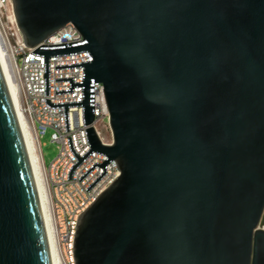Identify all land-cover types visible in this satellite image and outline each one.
Instances as JSON below:
<instances>
[{
  "label": "water",
  "instance_id": "1",
  "mask_svg": "<svg viewBox=\"0 0 264 264\" xmlns=\"http://www.w3.org/2000/svg\"><path fill=\"white\" fill-rule=\"evenodd\" d=\"M28 47L72 22L84 39L42 44L50 57L89 50L83 105L91 147L120 174L83 212L76 264H264V0H12ZM94 82L112 142L100 138ZM0 264H52L41 200L0 63Z\"/></svg>",
  "mask_w": 264,
  "mask_h": 264
},
{
  "label": "built area",
  "instance_id": "2",
  "mask_svg": "<svg viewBox=\"0 0 264 264\" xmlns=\"http://www.w3.org/2000/svg\"><path fill=\"white\" fill-rule=\"evenodd\" d=\"M13 12L12 0H0V22L7 11ZM12 31L3 30L0 23V36L8 56L11 70L19 90V99L27 127L32 138L38 144L41 164L46 184L47 204L52 223L58 258L61 264H76L75 239L81 215L119 176L120 171L115 160L107 164V173L88 191L86 188L104 171L96 165L82 180L80 177L95 163H103L108 156L93 151L74 171L73 178H68L72 165L78 160L72 152L68 137L72 135L74 148L82 156L91 145L87 141L84 125L83 105L68 106L70 130L66 131L64 107H50L45 98L51 102L83 100V86H74V92L56 93V90L70 89V80L56 81L58 77L73 76L74 81H82L84 66L59 68L58 64L78 63L93 60L89 50L76 54L50 57V95L45 94V56L32 53L42 44L70 43L84 39L83 34L72 22L47 37L36 47H28L12 16ZM95 121L100 138L105 143L104 129H109L104 86L94 82ZM52 129V139L59 144L60 151L47 166L44 162L41 137L46 130Z\"/></svg>",
  "mask_w": 264,
  "mask_h": 264
},
{
  "label": "bare ground",
  "instance_id": "3",
  "mask_svg": "<svg viewBox=\"0 0 264 264\" xmlns=\"http://www.w3.org/2000/svg\"><path fill=\"white\" fill-rule=\"evenodd\" d=\"M0 63L3 68L6 81L9 87V91L13 99L14 106H15V109H16V112L19 118L25 144H26L27 151L30 157L34 176L37 182V188H38V192H39V196L41 200L43 216H44L47 236L49 240L52 264H61L58 258L57 250H56L54 233H53L52 223L50 219L48 204H47L46 184L44 181L43 166L40 162L41 157L39 154L38 144L32 138L31 133L27 127L25 116H24V113L22 111L21 104H20L18 86L16 84L13 72L11 70L9 59L5 52L1 36H0Z\"/></svg>",
  "mask_w": 264,
  "mask_h": 264
},
{
  "label": "rangeland",
  "instance_id": "4",
  "mask_svg": "<svg viewBox=\"0 0 264 264\" xmlns=\"http://www.w3.org/2000/svg\"><path fill=\"white\" fill-rule=\"evenodd\" d=\"M12 16L13 12L7 11L2 17L1 28L7 32L12 31ZM103 135L105 136L106 140L112 141V133L109 129L103 130ZM41 144H42V152H43V158L44 162L47 166L50 165V163L56 158L58 155L60 148L59 144L56 141H53L52 139V129L48 128L45 132V134L41 137ZM264 226V222L262 224Z\"/></svg>",
  "mask_w": 264,
  "mask_h": 264
}]
</instances>
